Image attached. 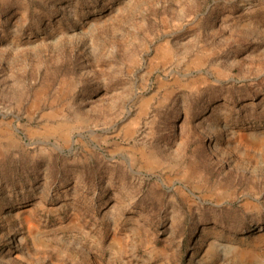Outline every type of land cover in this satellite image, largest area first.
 <instances>
[{
    "label": "rangeland",
    "instance_id": "1",
    "mask_svg": "<svg viewBox=\"0 0 264 264\" xmlns=\"http://www.w3.org/2000/svg\"><path fill=\"white\" fill-rule=\"evenodd\" d=\"M0 264H264V0H0Z\"/></svg>",
    "mask_w": 264,
    "mask_h": 264
}]
</instances>
